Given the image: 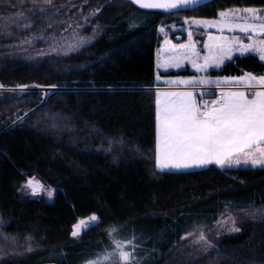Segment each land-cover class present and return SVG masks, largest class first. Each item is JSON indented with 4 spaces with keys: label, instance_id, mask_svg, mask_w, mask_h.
Wrapping results in <instances>:
<instances>
[{
    "label": "trees",
    "instance_id": "obj_1",
    "mask_svg": "<svg viewBox=\"0 0 264 264\" xmlns=\"http://www.w3.org/2000/svg\"><path fill=\"white\" fill-rule=\"evenodd\" d=\"M97 1L93 20L101 32L67 55L38 62L10 57L0 31L1 85L56 86L51 95L0 92V264H84L111 250L112 228L119 238L135 236L139 264H264V216L242 212L264 207V168L158 170L154 89L161 24L213 18L222 8L264 6V0H212L170 14L129 0ZM42 2L0 0V14ZM246 72H264L258 54H236L209 71ZM32 177L53 190V200L27 191ZM229 208L240 231L216 239L204 257L182 259L177 249L187 234L215 225ZM93 214L99 225L73 237V225Z\"/></svg>",
    "mask_w": 264,
    "mask_h": 264
},
{
    "label": "snow or ice",
    "instance_id": "obj_2",
    "mask_svg": "<svg viewBox=\"0 0 264 264\" xmlns=\"http://www.w3.org/2000/svg\"><path fill=\"white\" fill-rule=\"evenodd\" d=\"M30 2L36 4L39 0H30ZM43 2L51 4L52 0H43ZM130 2L145 9H161L170 14L172 11L188 10L192 6L199 5L201 0H130ZM40 11L43 12L44 9ZM99 11L100 9H96L90 15L95 16ZM218 17L213 20L193 21L197 25L216 28L220 33L208 34L207 42L203 44V49L206 50L203 54L196 42L191 39L190 31L187 43L166 42L167 54L158 66L165 69L179 68L182 63L189 62L197 72L207 73L210 67L219 68L225 64V61H231L234 52L241 55L255 53L261 61H264V15H258V10L255 8H245L237 11H220ZM27 19L24 12L17 10L5 18L0 31L10 34L8 29L11 25L20 26ZM85 21L87 23L88 17H85ZM23 27L30 28L31 23L24 24ZM225 30H228L227 35ZM235 30H239L243 37L234 35ZM95 32L94 28V35L86 37L74 31L72 42L68 43L65 49V55L91 43L95 38ZM245 38L249 42L245 43ZM38 39H44L43 35L31 37L24 42L30 43ZM56 42L57 38L52 37V43L56 44ZM52 51H56V48L53 47ZM160 79L158 76L157 80ZM165 83L177 87L183 85L191 90L157 92L155 167L158 170L204 168L209 165H216L221 169H235L249 165L264 168V75L257 76L250 72L238 77L222 78L193 75L188 78L176 77L166 80ZM222 83L240 90L223 91L211 102L197 99V95L202 97L204 94L197 92L201 86L212 84L220 86ZM50 87L54 89L56 86ZM27 88V85H17L12 91L15 94L19 89V94H26ZM51 94L54 93H48ZM106 151H113L111 141ZM24 187L30 189L33 195L43 190V185L34 177L27 179ZM48 195L51 196L52 193L49 192ZM2 223L4 222L0 219V224ZM99 223L98 217L93 214L73 225L71 234L76 237L80 231L98 226ZM226 223L228 218L216 221L218 227H224ZM235 224L236 221L232 218V226L228 231L239 232L240 229ZM109 232L114 238L111 250L106 248L94 258L86 259L84 264H139L135 258V236L131 240H122L115 238L119 232L118 228H112ZM4 239L7 240L8 237L5 236ZM195 242H203L205 251L212 246L211 240L203 231ZM114 257L116 259H113Z\"/></svg>",
    "mask_w": 264,
    "mask_h": 264
},
{
    "label": "rangeland",
    "instance_id": "obj_3",
    "mask_svg": "<svg viewBox=\"0 0 264 264\" xmlns=\"http://www.w3.org/2000/svg\"><path fill=\"white\" fill-rule=\"evenodd\" d=\"M92 2L94 5H92ZM99 1L97 0H52L51 4H47L42 2V4L39 5H33L31 8H18L13 11H8L6 13L0 14V27L3 26L4 20L6 17L12 15L15 11L19 10L24 12L25 16L28 18L27 20H24L20 26H17L15 24L11 25V27L8 29V32L10 34H7L4 31H1L2 34L8 38V40L5 42V44L1 47L2 52L4 54L9 55L10 57H15L18 59H22L25 61H33L38 62L44 58H47L52 55H65V49L68 46V43L72 42V34L74 31L79 32L80 35L90 37L93 36V29H96L95 32V38L102 30V27H100V23L93 20L95 16L99 13H96L95 16L90 15L93 13L96 9H101V5L98 4ZM245 8H255L258 10V15H264V6H255V5H234L229 6L226 8H222L220 11H228V10H242ZM32 11H29V10ZM40 9H44L43 12L40 11ZM57 9L59 11L57 12ZM85 17H88V21L86 23ZM219 17H181L178 21L172 22L170 24H161L160 25V34H161V42L160 46L157 50L156 55V64H157V74H156V83L157 85L154 87L155 89V96H157V92H166V91H181V90H191L186 89L185 86L181 85L177 87L176 85H169L166 84L165 81L169 79H175L176 77L181 78H188L193 75H208L211 78H222V77H238L236 76H212L209 71L212 68H215V66H212L208 69L207 73H201L197 72L196 69L192 68L191 64L189 62L182 63L181 67L179 68H163L159 67L158 65L161 64L164 60L165 55L167 54V48L168 43L171 44H182L187 43L189 41V35L188 33L191 31L192 37L191 39L196 42L197 47L201 49V52L203 54V44L207 42L208 34L211 33L213 35H219V31L216 28L212 27H205L203 25H197L193 23L194 20H213L218 19ZM94 21V22H93ZM31 23L30 28H24L23 25L27 23ZM50 25V27H49ZM78 25H82V28H78ZM97 25L99 27H97ZM161 28H163V31H161ZM225 34H228V30H225ZM43 35L44 39H38V40H32L30 43H25L24 41L28 40L31 37L35 36H41ZM234 35L243 37V34L239 32V30H235ZM178 36H181V38H178ZM52 37L57 38L56 44L52 43ZM94 38V39H95ZM67 41V43L65 42ZM93 41V40H92ZM244 42H249L246 38L244 39ZM87 45V44H86ZM85 46V45H84ZM0 47V48H1ZM55 47L56 51H52V48ZM83 47V46H82ZM81 47V48H82ZM2 52L0 54V57H2ZM74 52V51H72ZM69 52V53H72ZM68 53V54H69ZM236 54H240L238 52H234L233 56ZM226 62V61H225ZM184 68H188L192 71H194V74L191 75H176V76H170V75H164L162 72H166L169 70H181ZM253 75H264V72L262 74H257L250 72ZM160 77L161 79L158 81L157 77ZM242 76V75H239ZM0 86H3L0 84ZM27 90H33L38 89L42 91L45 95H47L50 91L54 90L51 87H45V86H38L34 84H28ZM16 88V86H3L0 87V92L3 95H14L12 89ZM230 90H240L237 89L231 85H227L225 83H222L220 86H217L215 84L212 85H205L201 86L200 89H197V92H205V91H212L215 92L214 96L211 97H205L204 94L201 97L200 95H197L198 100H206L211 102L212 100H215L223 91H230ZM19 93V89L16 90L15 94ZM22 118V117H21ZM19 118L18 120H20ZM252 167V166H248ZM259 167V166H256ZM199 167H192L189 169H182V170H176V169H165V170H172V171H183V170H192V169H198ZM38 181V180H37ZM41 184V183H40ZM27 191L31 195V190L27 188ZM51 192L52 195L49 196L48 193ZM38 194H45L49 200L54 199V192L51 188H47L43 186V190L40 191ZM244 214H257V217L264 216V207L257 208V209H246L242 210ZM236 211H234L233 208H229L225 210L220 219L222 218H228V223L224 225V227H218L217 224L212 225L208 228L200 227L193 231H191V235H187L185 239L183 240L181 246L179 247V254L182 259L188 260L189 258H200L204 257L211 252H213L216 249V242L215 240L221 237L223 234L231 233L228 231V228H230L231 225V219H235ZM80 218L81 219H87ZM78 220V221H79ZM77 221V222H78ZM76 222V223H77ZM75 223V224H76ZM74 224V225H75ZM236 226V224H235ZM237 227V226H236ZM203 231L207 234L209 240H211L212 246L205 251L203 242L196 243V239L199 236L200 232ZM83 230L79 232V234L76 237H79L82 234ZM118 235V233H117ZM122 240H131V238H119ZM113 237H111V244L113 241Z\"/></svg>",
    "mask_w": 264,
    "mask_h": 264
},
{
    "label": "water",
    "instance_id": "obj_4",
    "mask_svg": "<svg viewBox=\"0 0 264 264\" xmlns=\"http://www.w3.org/2000/svg\"><path fill=\"white\" fill-rule=\"evenodd\" d=\"M129 1H130V0H129ZM210 1H212V0H201V3H200L199 5L192 6V7H190L188 10H191V9H193V8H195V7L201 6V5H203V4H205V3H208V2H210ZM135 5H137L138 7L142 8V7H141L140 5H138V4H135ZM142 9H145V8H142ZM145 10H153V11H161V12H165V10H161V9H145ZM172 12H175V11H172ZM165 13H167V12H165ZM178 38H181V36H178ZM214 94H215V92H212V91H205V92H204V96H205V97H211V96H214ZM40 264H59V263H57V262H44V263H40Z\"/></svg>",
    "mask_w": 264,
    "mask_h": 264
}]
</instances>
